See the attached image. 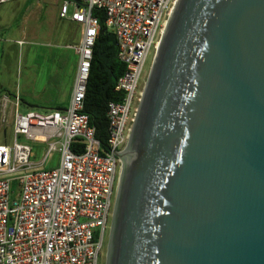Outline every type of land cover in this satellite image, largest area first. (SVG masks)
I'll return each mask as SVG.
<instances>
[{
    "label": "water",
    "instance_id": "obj_1",
    "mask_svg": "<svg viewBox=\"0 0 264 264\" xmlns=\"http://www.w3.org/2000/svg\"><path fill=\"white\" fill-rule=\"evenodd\" d=\"M105 264H264V0H175L122 150Z\"/></svg>",
    "mask_w": 264,
    "mask_h": 264
},
{
    "label": "built area",
    "instance_id": "obj_2",
    "mask_svg": "<svg viewBox=\"0 0 264 264\" xmlns=\"http://www.w3.org/2000/svg\"><path fill=\"white\" fill-rule=\"evenodd\" d=\"M58 1L59 17L81 27L78 42L68 45L78 60L67 107L20 112L18 87L0 93V264H98L122 150L145 86L143 80L139 88L142 70L148 54L157 51L175 2ZM101 13L125 66L115 84L118 100L107 103L105 144L82 112ZM33 143L43 147L37 162ZM50 152L58 153L57 165L45 167Z\"/></svg>",
    "mask_w": 264,
    "mask_h": 264
},
{
    "label": "rangeland",
    "instance_id": "obj_3",
    "mask_svg": "<svg viewBox=\"0 0 264 264\" xmlns=\"http://www.w3.org/2000/svg\"><path fill=\"white\" fill-rule=\"evenodd\" d=\"M59 3L56 0H16L0 5V79L3 77L18 84L22 94L28 93L44 101L50 95L66 94L73 83L78 57L67 47L76 42L67 33L64 21L59 17ZM71 12L69 8L68 13ZM23 39L24 44L16 46L15 39ZM7 40V42H5ZM152 51L148 54L139 88L146 81L152 62ZM14 89V88H13ZM14 90L8 93L12 94ZM24 92V93H23ZM21 103L19 111L24 112L34 104L27 97ZM8 134V132H7ZM9 140V137L6 138ZM3 134L0 130V142ZM34 160L42 155L43 147L33 143ZM58 153L50 152L45 167L56 166ZM111 218L105 232L102 255L98 264H105L106 247Z\"/></svg>",
    "mask_w": 264,
    "mask_h": 264
},
{
    "label": "trees",
    "instance_id": "obj_4",
    "mask_svg": "<svg viewBox=\"0 0 264 264\" xmlns=\"http://www.w3.org/2000/svg\"><path fill=\"white\" fill-rule=\"evenodd\" d=\"M93 13L97 15L98 11L94 9ZM99 24L82 112L88 116L95 136L105 144L108 136L107 103L118 100L119 93L115 90V84L125 66L116 57V40L114 35L106 30L102 13Z\"/></svg>",
    "mask_w": 264,
    "mask_h": 264
},
{
    "label": "crops",
    "instance_id": "obj_5",
    "mask_svg": "<svg viewBox=\"0 0 264 264\" xmlns=\"http://www.w3.org/2000/svg\"><path fill=\"white\" fill-rule=\"evenodd\" d=\"M14 1H16V0H14ZM56 2L59 3L58 0H56ZM3 4H5V3H3ZM0 5H2V4H0ZM61 19L64 21V24L67 27V33L68 34L70 33V36L74 38V41L76 40V42L71 43V44H76L78 42V40L80 39V36H81L80 25L69 20L68 18H61ZM19 40H23V39L17 38L13 41V43L18 47H20V45L17 43V41H19ZM5 42H7V40ZM68 45H70V44H67V47H68ZM2 46L3 45L0 44V47H2ZM68 48L71 49L75 53V51L72 48H70V47H68ZM73 82H74V80H73ZM17 87H18L19 92H20L22 103H26L25 102L26 100H24L25 99L24 97H27L30 101H33L32 103H34V104H27L30 107H35V108L38 107L39 109H37V110H51V109H64L67 107V105L69 103L70 96H71L73 83H72L70 90L66 94H64L62 97H61V95L54 94V95H50L49 99L41 101V100L37 99L35 96H32L31 94H28V93L22 94L21 88H19L18 84L15 83V85H13L12 82L8 81L7 79H5L3 77L0 79V93L15 90ZM31 109H33V108H31Z\"/></svg>",
    "mask_w": 264,
    "mask_h": 264
},
{
    "label": "flooded vegetation",
    "instance_id": "obj_6",
    "mask_svg": "<svg viewBox=\"0 0 264 264\" xmlns=\"http://www.w3.org/2000/svg\"><path fill=\"white\" fill-rule=\"evenodd\" d=\"M108 240H109V237H108ZM106 251H107V247H106Z\"/></svg>",
    "mask_w": 264,
    "mask_h": 264
}]
</instances>
